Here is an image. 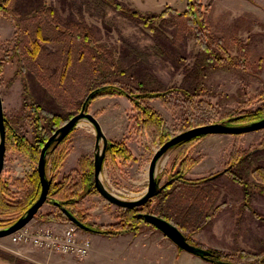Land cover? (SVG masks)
I'll return each mask as SVG.
<instances>
[{
    "label": "rangeland",
    "instance_id": "rangeland-1",
    "mask_svg": "<svg viewBox=\"0 0 264 264\" xmlns=\"http://www.w3.org/2000/svg\"><path fill=\"white\" fill-rule=\"evenodd\" d=\"M44 1L57 8V14L61 16V19H74L83 16L85 22L90 24L95 31L99 42L116 46L117 50L115 51L119 50L117 54L121 57L120 60L122 59L124 67L129 69V73L133 71L134 74H141L145 73L146 70L151 71L164 86V90H172L175 93L171 96L177 97L175 88L182 83L185 68L183 65H177L178 60L174 58L172 53L179 50L181 55L186 57L184 64H187L189 68L193 64L194 56L192 53L198 48L200 49L193 34L182 35L178 27L176 28L169 23L175 19L173 13L176 11L191 10L187 5V0L184 10L172 6L167 7L174 11L173 13L167 12L163 18L164 24L156 26L160 33L151 29L149 31L148 27L135 23L102 0ZM117 1L125 3L127 7L136 8L127 0ZM198 4L199 7L192 10L196 18L199 20L201 15L208 18L209 23L206 26L208 34L211 38L223 40L225 49L230 56H236V49L240 44L247 48L251 63L264 56V0H198ZM164 9L166 7L157 11L138 10L146 13H159ZM160 19L161 17L154 19L153 23L158 22L159 24ZM162 34L173 38L172 45L167 42L166 37ZM18 35L19 32H17L14 23L0 16V58L5 57L7 59L0 74V96L5 121L13 128L16 127L19 133L23 131L24 137L34 146L41 143L42 135L38 137L39 134H36L35 131L33 134L29 125L28 108L23 105L24 83L22 76L12 78L17 70L16 56L12 54ZM160 43H164L165 48L169 49L171 53L161 49ZM176 47L178 50L174 49ZM224 66H212L211 68H216L210 71H208L210 67H207L201 76L205 88L200 91V97L204 102L210 103L212 107V113L206 116L207 123L220 122L225 115H233L238 110H254L264 105V61L256 67L245 68V66L238 64ZM189 83L186 82L184 86ZM29 91V97L28 95L26 97L28 101L37 100L38 98L31 96V87H29ZM146 103L159 113L165 122L169 130L167 139L189 129L184 124L183 110L179 111L178 108L169 105L166 99L154 97L147 99ZM133 107L134 105L127 96L114 94L95 99L87 108V111L98 120L108 142L123 140L131 153V158L126 162H121L119 158H113L111 161L107 155L106 147L101 170V180L106 188L124 199H136L144 193L148 183L147 168L149 162L155 150L161 145L158 137L153 141L147 132L141 130L138 124L136 125V113ZM191 123V126L196 125L195 122ZM65 137L66 140L62 144V148L67 151V154L56 170L54 177L50 173V165L48 164L47 175L53 177L56 183L67 179L68 183L71 184L73 183L71 179H74L79 171V163L82 164L81 161L83 160L84 163L87 160L93 162L94 126L87 119H79ZM217 138L222 139L218 140ZM16 143L17 141L14 145ZM256 147H261V149L264 147V128L241 134L204 135L190 148L189 156L192 159H197V162L187 173V177L200 179L204 175L218 172L225 165L227 157L233 149L246 152ZM179 158L175 156L173 149H169L158 160L156 168L157 175L162 177L161 183L180 170ZM261 158L264 161V155ZM36 165L37 160L31 159L25 153L18 151L17 148H6L4 165L0 173V183L12 194L5 199L16 200V197L11 195L21 191L19 185L25 180V177L36 171ZM191 172L194 174H190ZM244 177L249 187L247 190L224 174L219 175L214 181L215 184L211 183V185L205 186V189L210 190V195L213 197V203L208 213L214 217H211L212 220L211 218L205 220V216L201 217L200 229L189 235L193 243H198L197 245L206 249L211 248L225 252L229 256L224 257V259L238 264L251 262L241 257L239 254L241 250L264 252V189L258 188L252 177ZM86 190L87 188H84L77 192L80 194ZM80 201L81 203L79 202L77 205L80 204V209L82 208L83 212L88 214V221L95 222L97 225L116 223L118 221L116 214L122 210L117 205L108 202L98 192L88 194ZM53 207L54 205L46 199L45 203L26 224L10 234L0 237V264H23L25 261L33 264H71L64 261L62 259L64 257L61 256L85 258L93 244L95 246L91 236L93 238L95 236L104 237L107 240L112 238L109 246H98L99 248L102 247L106 250L121 249L119 244H117L118 246L115 245L114 238L124 236L126 233L106 236L102 233L84 230L74 223H72L76 227L74 236L78 239L89 240L85 242L88 253L84 257L78 258L75 254L29 245L27 243L29 232L35 229V225L39 221L40 223L47 222L43 225L55 226V228L66 227V222L49 221L50 223H48V221H42L38 218L40 213L53 210ZM181 207L184 208V203L181 204ZM17 218L18 216L15 214L0 215V228L10 225ZM208 221L209 223H207ZM56 223H59L58 226ZM146 226L144 225V227ZM21 229L27 232L26 244L22 241L19 243L12 241V236ZM174 248L170 242L167 246H162L160 252L150 251L149 248L148 252L141 253L144 255L141 261L143 264H174L172 252ZM176 249L179 250L178 247ZM179 252L187 257L186 259H179L175 264H217L182 249Z\"/></svg>",
    "mask_w": 264,
    "mask_h": 264
},
{
    "label": "trees",
    "instance_id": "trees-1",
    "mask_svg": "<svg viewBox=\"0 0 264 264\" xmlns=\"http://www.w3.org/2000/svg\"><path fill=\"white\" fill-rule=\"evenodd\" d=\"M102 1L116 8L135 23L143 24L149 31L151 29L158 33L160 30L156 26L164 24L163 18L167 12L174 11L167 8L171 6H166L162 12L146 13L127 7L125 3L117 0ZM22 4L23 7H21ZM187 5L191 10L176 11L173 13L175 19L169 23L178 27L182 35L193 34L200 49L192 53L193 64L188 68L187 64H184L186 57L181 55L177 47L174 48L178 50L172 53L178 60L177 65H183L185 68L183 81L175 88L177 97L174 98L171 95L175 92L164 90V86L151 71L146 70L141 74H134L133 71L129 73V69L124 67L121 57L117 54L119 50L115 51L116 46L99 42L95 31L85 22L83 16L61 19V16L57 14V8L44 0H0V16L14 23L19 32L12 54L16 56L17 70L12 78L22 76L23 105L28 108L29 125L33 134L35 131L39 134L38 137L42 135V144L33 146L24 137L23 131L19 133L16 127L13 128L5 121L6 148L15 147L31 159L37 160L40 149L48 138L47 135L52 134L79 112L84 103L87 111L88 106L95 99L114 94L128 97L134 105L136 125L138 124L141 130L147 132L153 141L158 137L161 144L168 138L169 130L160 114L147 105V99L160 97L166 99L169 105L178 108L179 111L183 110L186 127H193L191 122H195V126L207 123L206 116L212 113V107L200 97V91L205 88L201 77L204 70L207 67H210L208 71L216 68H211L212 66L225 65L226 67L236 64L243 65L245 68L256 67L262 64L264 56L251 63L247 48L241 44L237 46L236 56H230L225 49L224 41L211 38L208 34L206 29L209 23L208 18L204 15H201L199 20L196 18L192 10L199 7L198 0H187ZM158 17H161L159 24L153 23ZM165 37L172 45L173 38ZM173 37L176 38L174 35ZM159 46L171 53L165 48L164 43H160ZM6 62L5 57L0 58V74ZM186 82L190 83L184 86ZM29 87L32 89V98H38L37 100L29 102L26 98L27 95L29 97ZM263 118L264 105L254 110H238L233 115H225L220 122L226 125H243ZM203 136L189 137L171 147L170 150L173 149L175 156L180 157V170L177 174H172L164 180L161 183L163 188L141 207L118 211L116 214L118 221L107 225L89 222L88 214L84 213L82 208L80 209V204L77 205L86 195L97 192L94 186V165L91 160H87L86 163L83 160L82 164L79 163V171L75 178L71 179L73 180L71 184L67 179L56 183L53 178L67 154V151L62 148L66 140L64 137L49 148L45 164L46 172L49 164L50 173L53 174V177H49L51 182L46 199L57 201L58 205H54L53 210L40 213L38 218L42 221L69 222L61 211L60 207L63 206L77 219L88 225L92 229L91 232L114 236L120 233L138 234L144 225L155 228L142 215V213H153L174 224L186 239L193 243L189 235L200 229L201 217L205 216L207 220L213 216L208 213L213 197L205 186L215 184L214 181L220 174H224L246 190L249 187L244 176H250L258 188L264 189V161L261 158L264 155V147L262 149L256 147L246 152L233 149L220 171L204 175L200 179L187 177V173L197 162V159L189 156L190 148ZM15 141H17L16 145H14ZM107 144V155L111 161L113 158H119L121 162H126L131 158V153L123 140L110 141ZM157 178L161 182L162 177L157 175ZM19 187L21 191L11 195L16 197V200L11 201L5 198L12 193L0 183V215L15 214L19 218L34 203L40 193L37 172L34 171L32 175L25 177ZM84 188L87 190L78 194L77 191ZM74 196L76 197L73 199ZM10 198L13 200L12 197ZM182 203H184L183 209ZM207 250L210 254L203 259L208 261L227 260L224 257L229 256L217 249ZM239 254L250 260L249 264H264V252L241 250ZM23 264L33 263L25 261Z\"/></svg>",
    "mask_w": 264,
    "mask_h": 264
},
{
    "label": "water",
    "instance_id": "water-1",
    "mask_svg": "<svg viewBox=\"0 0 264 264\" xmlns=\"http://www.w3.org/2000/svg\"><path fill=\"white\" fill-rule=\"evenodd\" d=\"M79 119H87L93 124L95 130V142H94V186L97 192L103 196L108 202H111L122 209L141 207L148 199L152 198L162 188L160 179L157 178V162L171 147L178 142L185 140L192 136L207 135V134H241L249 131L259 130L264 128V118L253 123L243 125H226L223 122L207 123L202 125L193 126L187 130H184L171 138L164 141L158 149L155 150L148 168H147V188L144 193L136 199H124L116 196L109 191L101 180V170L103 160L105 156V150L107 147V137L105 136L98 120L89 111L85 110V103L82 108L74 114L68 121L59 126L43 143L39 156L37 159L36 172L40 182V193L34 203L23 213L17 220L10 225L0 228V237L10 234L16 229L26 224L37 212V210L45 203L51 179L47 176L46 172V158L49 148L58 141H61L73 128ZM5 118L3 113L2 99L0 96V173L2 171L5 159ZM53 205H58L57 201L50 200ZM61 211L66 215L70 222L76 224L78 227L91 231L92 229L78 220L71 212L65 207L61 206ZM144 219L153 225L157 230L163 233L171 242H173L178 248L185 250L195 256L201 258L210 254L209 250L199 246L197 244L190 243L181 231L169 221L161 218L153 213H142ZM217 264H238L232 261L223 259H216Z\"/></svg>",
    "mask_w": 264,
    "mask_h": 264
},
{
    "label": "crops",
    "instance_id": "crops-1",
    "mask_svg": "<svg viewBox=\"0 0 264 264\" xmlns=\"http://www.w3.org/2000/svg\"><path fill=\"white\" fill-rule=\"evenodd\" d=\"M136 8L142 11H157L162 9L166 6H172L173 8L177 9H185L186 7V0H127ZM222 137V136H220ZM218 140L222 138H217ZM190 174H194L191 172ZM47 223V222H45ZM50 223V222H48ZM59 224V223H57ZM91 235V233H90ZM93 243L95 246L91 247V250L87 254V256L83 259H77L72 256H61L64 261H67L71 264H143L141 261L143 258V254L150 251L156 250L160 252L162 246H167L168 242H170L173 247V254H174V264L179 259H186L187 256L183 255L182 252L176 249V245L171 242L163 233H161L156 228H152L151 226L143 227V229L138 233L133 235L130 233L124 234V236L115 237V245L119 244L121 249H109L106 250L102 247L106 245L109 246L110 240L105 239L104 237H97L94 238L91 236ZM118 246V245H117ZM171 247V246H170ZM113 248H116L113 246ZM155 248V249H153ZM146 249V250H145ZM32 251H36L34 249H30ZM152 255V253H150ZM151 261V260H149Z\"/></svg>",
    "mask_w": 264,
    "mask_h": 264
},
{
    "label": "built area",
    "instance_id": "built-area-1",
    "mask_svg": "<svg viewBox=\"0 0 264 264\" xmlns=\"http://www.w3.org/2000/svg\"><path fill=\"white\" fill-rule=\"evenodd\" d=\"M65 228H55V226L43 225L40 221L35 225V229L29 232V245L34 247L45 248L64 253L75 254L78 258L84 257L88 253L85 242L89 240L85 238H76L74 231L76 227L71 222H66ZM58 226V224L56 223ZM24 228V227H22ZM27 232L21 229L17 234L12 236L13 242H23L26 244Z\"/></svg>",
    "mask_w": 264,
    "mask_h": 264
}]
</instances>
